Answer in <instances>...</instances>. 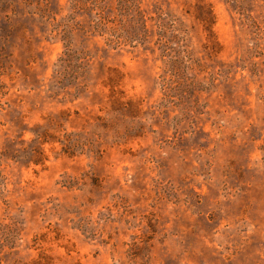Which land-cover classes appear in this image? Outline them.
I'll return each mask as SVG.
<instances>
[{"label": "rangeland", "instance_id": "obj_1", "mask_svg": "<svg viewBox=\"0 0 264 264\" xmlns=\"http://www.w3.org/2000/svg\"><path fill=\"white\" fill-rule=\"evenodd\" d=\"M75 2L0 0V264H264V0H138L120 44ZM62 113L75 153L2 155Z\"/></svg>", "mask_w": 264, "mask_h": 264}, {"label": "trees", "instance_id": "obj_2", "mask_svg": "<svg viewBox=\"0 0 264 264\" xmlns=\"http://www.w3.org/2000/svg\"><path fill=\"white\" fill-rule=\"evenodd\" d=\"M137 1L138 0H85L81 3L80 0H76L74 6L77 8V5H81L82 9L93 13L95 19L92 21L94 22L95 28L111 37L109 43L120 44L121 40L131 42L134 38L145 40L148 37L144 15ZM110 2L116 3L115 10L119 15L121 14L123 18L126 16V14H124L126 12H133L135 14V16L129 17L128 26H126V23L120 22V20L117 24L114 23L113 18L110 17L112 5H110ZM81 7L79 6V8ZM161 26L163 27V25ZM127 27H129L130 31L126 29ZM136 27L141 30L135 31L134 28L136 29ZM167 42L170 41L168 40ZM164 47L165 51L169 48H167V44H164ZM65 55H67V57L70 56L69 53H65ZM172 64V60H167L166 65H168V67ZM62 116L67 117L68 115H65V113L55 115L53 119H48L45 126H38L36 129L31 130V133L35 136V139L31 142L22 140L17 143L11 141L9 145L10 150H5L2 155L6 158H12L13 160L21 158L22 161L27 164L44 165L48 157L43 146L44 144L50 143V140L58 141L62 145L63 153H75L76 148L79 146V141L74 138L76 136L75 134L63 133L61 136H57L55 134L58 133L57 131L60 129H57L54 133L51 131V127L61 128ZM64 120H66V118H64Z\"/></svg>", "mask_w": 264, "mask_h": 264}]
</instances>
